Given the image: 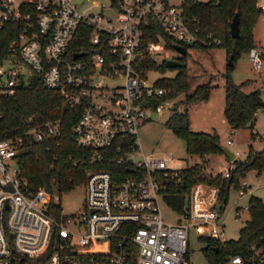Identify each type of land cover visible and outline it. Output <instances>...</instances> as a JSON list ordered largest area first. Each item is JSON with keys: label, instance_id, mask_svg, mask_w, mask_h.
<instances>
[{"label": "built area", "instance_id": "obj_1", "mask_svg": "<svg viewBox=\"0 0 264 264\" xmlns=\"http://www.w3.org/2000/svg\"><path fill=\"white\" fill-rule=\"evenodd\" d=\"M258 4L264 8V0ZM153 19L178 39L175 43L198 40L181 3L173 0H0V25L4 20L20 24L10 56L0 63V93L13 95L22 78L38 74L67 105L81 107L71 131L74 143L88 148L86 159L109 157L118 166L113 172L89 168L82 207L56 216L49 203L51 195L58 202L60 195L33 186L15 162L23 136L0 138V264H193L191 226L223 238V209L209 200L207 183L191 185L178 220L162 216L159 196L168 179L176 182L182 170L167 163L171 157L146 152L137 132L154 115L168 116L182 106L149 79L150 72L143 75L135 66L147 53L157 59L165 45L159 34L143 41ZM80 20L91 27L88 45L67 55ZM164 54L169 56L167 50ZM248 54L259 70L264 62L260 50L251 46ZM27 121L32 140L60 133L59 117L34 122L31 114ZM252 132L259 136L255 127ZM233 167L231 162L223 175L230 176ZM248 186L242 177L239 194L250 191ZM251 251L248 259L234 254L228 262L261 264L264 236Z\"/></svg>", "mask_w": 264, "mask_h": 264}, {"label": "trees", "instance_id": "obj_2", "mask_svg": "<svg viewBox=\"0 0 264 264\" xmlns=\"http://www.w3.org/2000/svg\"><path fill=\"white\" fill-rule=\"evenodd\" d=\"M181 5L198 40L193 44L184 43L185 52H180L173 46L178 39L166 31L160 21L150 20L144 29L143 41L155 40L159 34L164 39L165 47L175 49L177 54L158 61L147 53L145 58L136 61L135 66L142 69L143 75L154 69L176 70L172 76H158L154 79L167 89V95L173 97L176 104L182 106V109L165 118V124L184 137L188 153L198 154L200 157V161L180 167L181 177L176 182L172 178L168 179V186L163 192L164 198L174 209L183 211L191 185L204 182L218 187V198L223 209L231 185L237 187L248 168L255 167L259 171L264 167V148L249 151L243 159L235 157L231 161L234 167L230 176H224L220 171L214 173L206 170L207 155L222 152V146L218 143L215 132L193 130L189 126L187 105L195 99L208 96L212 87L210 80L198 84L183 96L178 95L186 89L189 78L187 46L221 45L225 48L226 56L233 53L234 59L241 50L248 51L255 45L253 26L264 8L258 4V0H182ZM235 11L239 17L238 36H233L229 27V21ZM19 29L20 24L13 20H4L0 25V63L10 56V46L16 44ZM90 31V25L84 20L78 22L68 44L67 55H71L77 48H86ZM216 38L219 39L218 42H215ZM259 50L264 58V44ZM231 67L232 64L227 63L224 72V116L233 129L247 123L252 127L255 111L257 108H264V96L258 87L245 90L243 85L247 80L236 82L230 75ZM21 81V84L15 86L13 95L0 93V138L10 135L23 136L14 159L33 186H43L52 194L60 195L62 190L83 182L89 168L109 167L111 171L117 169V164L109 157H104L102 161L90 162L84 153L88 148L74 143L71 127L80 114V106L67 105L59 90L43 85L38 74H33L28 79L22 78ZM31 114H34V122L59 117L60 133L57 136L32 140L27 132L31 126L27 119ZM251 135L253 137L254 133L251 132ZM121 167L125 168L123 165ZM248 202V218L239 227L236 238L222 239L209 234L199 235L206 241L203 246L207 257L205 264H229L228 259L234 254H240L245 259L251 257V245L259 242L264 236V200L250 194ZM49 205L51 214L61 215V203L55 201L52 195ZM260 263L264 264V261Z\"/></svg>", "mask_w": 264, "mask_h": 264}, {"label": "rangeland", "instance_id": "obj_3", "mask_svg": "<svg viewBox=\"0 0 264 264\" xmlns=\"http://www.w3.org/2000/svg\"><path fill=\"white\" fill-rule=\"evenodd\" d=\"M181 1L173 0L176 4H180ZM253 36L255 38V45L253 46L260 49L264 44V11L259 14L253 26ZM166 50L169 56L177 54L176 50L171 51L164 45L160 52L157 53L158 61L167 57L164 54ZM226 69L227 56L223 46L188 45L187 70L189 78L186 89L178 93V95L183 96L184 93L191 92L198 84L210 80L212 87L208 96L206 98L195 99L188 104L189 126L193 130L215 132L218 143L222 147L226 146L233 152L238 151L240 154H236L235 157L243 159L249 151H258L264 148V108H257L254 118L255 122L252 127L250 123H247L232 129L223 113L224 72ZM175 72L176 70L173 68H166L164 70L154 69L150 71L149 79L153 80L158 76H172ZM230 75L236 82L247 80L243 85L245 90L258 87L264 96V62L259 70L255 69L248 51L241 50L235 56L230 68ZM166 117L167 113L161 116L154 115L153 118L140 124L137 135L142 148L146 152L171 157L172 159H169L167 163L173 167H183L195 161H200L198 154L187 152L184 137L165 124ZM253 127L258 130L259 136L254 135L252 137L251 132ZM229 139H232V141L229 142ZM207 160L206 170L214 173L220 171L223 174L225 167L231 163L222 152L208 154ZM244 177L248 181L250 191L248 190L244 194H239L238 186L231 185L229 188L228 199L222 211V227L224 228L222 239L236 238L238 236L239 227L248 218L245 204L250 194L261 197L264 200V167L259 171L255 167H250L245 171ZM207 185L210 186L209 191L211 189L209 200L213 202L216 208H220L221 201L218 198V187L216 185ZM84 195V182L62 190L60 192L62 213L69 215L78 212L82 207ZM217 204H219V207ZM159 205L165 220H178L180 212L174 209L161 194L159 196ZM235 205H239L238 210H236ZM200 233L207 234V229L199 231L196 226H191L188 231V253L189 259L193 264H205L207 262V257L203 250L206 241L199 237Z\"/></svg>", "mask_w": 264, "mask_h": 264}, {"label": "water", "instance_id": "obj_4", "mask_svg": "<svg viewBox=\"0 0 264 264\" xmlns=\"http://www.w3.org/2000/svg\"><path fill=\"white\" fill-rule=\"evenodd\" d=\"M229 27H230V32L233 36H238L239 35V17H238V12L235 11L234 15L232 16V18L229 21ZM173 46L179 50L180 52H185L186 47L181 44V43H174ZM82 52L78 51V52H74L73 55H78L81 54ZM227 63L228 64H232L233 63V53H230L227 57ZM18 84H21V82H19ZM222 152L226 155L227 158L233 160L235 158V152H233L232 150H230L228 147L223 146L222 147ZM217 206L219 207V204H217Z\"/></svg>", "mask_w": 264, "mask_h": 264}, {"label": "crops", "instance_id": "obj_5", "mask_svg": "<svg viewBox=\"0 0 264 264\" xmlns=\"http://www.w3.org/2000/svg\"><path fill=\"white\" fill-rule=\"evenodd\" d=\"M187 111H188V105H187ZM256 115V114H255ZM236 128V127H235ZM234 128V129H235ZM233 129V128H232ZM223 153V152H222ZM224 154V153H223ZM225 155V154H224ZM226 156V155H225ZM227 158V157H226ZM229 161H232L231 159L227 158ZM249 200V199H248ZM248 202V201H247ZM224 208V207H223Z\"/></svg>", "mask_w": 264, "mask_h": 264}]
</instances>
